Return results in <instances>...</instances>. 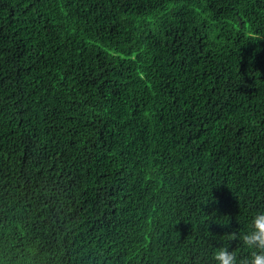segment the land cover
Instances as JSON below:
<instances>
[{
  "label": "trees",
  "instance_id": "trees-1",
  "mask_svg": "<svg viewBox=\"0 0 264 264\" xmlns=\"http://www.w3.org/2000/svg\"><path fill=\"white\" fill-rule=\"evenodd\" d=\"M264 211V0H0V264H216Z\"/></svg>",
  "mask_w": 264,
  "mask_h": 264
},
{
  "label": "clouds",
  "instance_id": "clouds-1",
  "mask_svg": "<svg viewBox=\"0 0 264 264\" xmlns=\"http://www.w3.org/2000/svg\"><path fill=\"white\" fill-rule=\"evenodd\" d=\"M238 240L248 250V255L238 259L235 251L221 246L214 252L216 264H264V211H257L245 232Z\"/></svg>",
  "mask_w": 264,
  "mask_h": 264
}]
</instances>
